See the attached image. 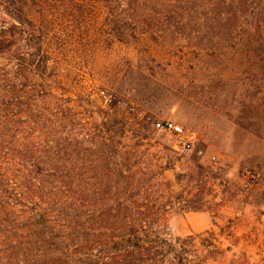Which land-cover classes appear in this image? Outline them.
Masks as SVG:
<instances>
[{"label":"rangeland","instance_id":"rangeland-1","mask_svg":"<svg viewBox=\"0 0 264 264\" xmlns=\"http://www.w3.org/2000/svg\"><path fill=\"white\" fill-rule=\"evenodd\" d=\"M232 2L0 0L8 128L67 98L82 122L71 128L72 145L87 123L118 122L115 141L154 172L164 168L157 178L170 182L168 232L192 237L187 264H264V14L250 4L236 15ZM155 121L181 126L203 155L175 151ZM45 130L37 142L50 140ZM34 136L26 130L23 142ZM244 167L261 178L248 194L239 183ZM187 203L206 217L185 215Z\"/></svg>","mask_w":264,"mask_h":264},{"label":"trees","instance_id":"trees-1","mask_svg":"<svg viewBox=\"0 0 264 264\" xmlns=\"http://www.w3.org/2000/svg\"><path fill=\"white\" fill-rule=\"evenodd\" d=\"M232 4L236 15L250 4L264 14V0ZM63 102L38 119L13 118L10 130L8 68L0 69V264H187L184 244L192 237L168 232L170 182L157 178L164 168L157 175L149 160L115 141L113 120L87 123L72 145L71 128L82 122L72 101ZM39 128L47 129L44 144ZM26 130L34 142H23ZM187 205L184 214L201 212Z\"/></svg>","mask_w":264,"mask_h":264},{"label":"built area","instance_id":"built-area-1","mask_svg":"<svg viewBox=\"0 0 264 264\" xmlns=\"http://www.w3.org/2000/svg\"><path fill=\"white\" fill-rule=\"evenodd\" d=\"M134 111V109H132ZM153 128L157 132L168 133L173 137V149L177 152L195 151L198 156L203 155L202 150H196L183 128L170 121H155ZM213 164H216V158H212ZM239 183L242 192L248 194L252 189L261 184L260 176L250 168L244 167L239 174ZM262 218H264V200H262Z\"/></svg>","mask_w":264,"mask_h":264},{"label":"crops","instance_id":"crops-1","mask_svg":"<svg viewBox=\"0 0 264 264\" xmlns=\"http://www.w3.org/2000/svg\"><path fill=\"white\" fill-rule=\"evenodd\" d=\"M248 206H249V205H246L247 208H248ZM192 213H193V212H189V214H192ZM196 214L200 215V217H202V218H205V217H206L205 214H204L203 212H202V213H201V212H200V213L198 212V213H196ZM185 215H186V214H185ZM202 215H204V216H202ZM192 229L195 230L196 227L194 226V227H192ZM190 231H191V230H190Z\"/></svg>","mask_w":264,"mask_h":264}]
</instances>
